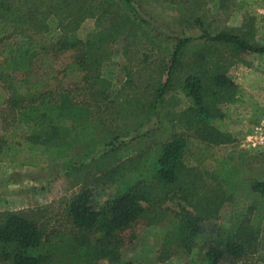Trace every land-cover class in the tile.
<instances>
[{
	"label": "rangeland",
	"instance_id": "374dc122",
	"mask_svg": "<svg viewBox=\"0 0 264 264\" xmlns=\"http://www.w3.org/2000/svg\"><path fill=\"white\" fill-rule=\"evenodd\" d=\"M7 1L21 23L5 31L12 37L2 42L3 55L24 35L36 36L39 48L58 38L51 0ZM55 1L77 19L74 36L99 64L82 71L85 84L76 86L71 65L80 52L38 51L32 58L36 77L52 89H71L73 103L85 107L83 118L63 123L74 134L67 151L57 153L55 142L31 154L25 143L31 126L0 122L7 143H22L15 162L0 160V185L12 181L15 170L24 176L16 189L0 192V213L19 211L48 223L33 255L40 253L42 264H208L211 245L235 240L250 248L233 264H264V198L252 190L264 183V145L249 142L264 116V54L205 36L233 35L264 47V0H129L134 11L125 0ZM113 33L116 38H108ZM64 70L69 77L61 82ZM189 75L202 79L208 117L186 95ZM219 75L230 84L213 87ZM9 85L0 79V112L18 84ZM174 138L186 141L185 170L179 185L168 187L156 178V163L162 145ZM33 157L34 166L18 162ZM82 188L92 189L98 211L134 192L143 214L102 244L73 240L64 208ZM184 213L195 218L187 231L180 225Z\"/></svg>",
	"mask_w": 264,
	"mask_h": 264
},
{
	"label": "trees",
	"instance_id": "16d2710c",
	"mask_svg": "<svg viewBox=\"0 0 264 264\" xmlns=\"http://www.w3.org/2000/svg\"><path fill=\"white\" fill-rule=\"evenodd\" d=\"M52 1L51 20L61 33L58 38L51 40L49 47L39 48V40L36 39V36L30 34L24 35L26 40L20 45H8L6 55L0 52V79L2 78L4 83L8 82L11 87L15 83L18 84L11 97L7 99L5 109L0 112V122L2 126L5 125L7 127L13 124L31 126L32 132L25 142L29 146L31 154L36 153L39 149L38 146H45V151H48L51 149V143L55 142L54 147L57 153L67 151L72 146L74 134L72 129H66L63 123L67 121L75 122L83 118L80 116L85 111L84 106L73 103L71 89H52L43 77H36L33 74L30 66H32L34 55L38 51H52L54 54H64L72 50L80 52L71 65L78 71V75L70 81L76 86L85 84L83 81L84 77L81 75L82 71L90 69L92 65L99 64V61L85 56L87 45L76 40L74 36V31L78 28L77 19L71 18V13L67 14L68 12L65 10L62 11L54 6L53 3L55 5L58 3L55 0L54 2ZM125 1L126 7L128 6V9L134 11V8L129 4V0ZM63 4L68 6L74 3H68L64 0ZM14 12H16L15 9L12 8L7 0H0V46L4 40L12 37V35H7L5 31L13 27L15 23H21L19 22V17L12 18ZM39 14L43 16L42 13ZM49 27L51 28L50 25ZM207 34L205 32V36H207V39L209 37L211 41L232 44L244 50L264 54V47H252L238 36L218 34L215 37H210ZM116 36L113 33L108 38L114 39ZM202 36L204 35L200 37ZM100 38L104 40V38L107 39V36L101 35ZM185 44L186 40L177 44L169 72L174 66L178 52ZM62 74L64 76L62 75L63 79H61V82L69 77L67 70H64ZM18 75L20 76L19 80H22H20V84L16 81ZM212 79L213 87L217 86L219 88L230 84L221 75L217 79L216 76L212 77ZM7 88L10 90L8 85ZM184 89L187 97L192 99L194 104L199 107V110L203 112L202 115L208 117V111L202 107L203 92L205 90L202 79L196 75L187 76L184 80ZM4 112L7 113L3 115ZM6 130L4 129V131ZM219 135L215 134L214 139H217ZM5 138V134H0V160L6 161L11 158L9 161L15 162V159L19 158L18 155L22 152V143L10 144L6 142ZM185 147L186 141L182 138H174L161 147L160 156L156 163V178L168 187H176L180 183L181 171L185 170L182 164ZM93 154L86 158L85 162L91 160ZM30 160H34V157L33 159L27 158L18 162H21V164L29 162L27 165L34 166V161ZM252 190L264 198V183L255 184L252 186ZM93 194L92 189L82 188L65 205V224L70 228V232L73 234L70 238L73 240L84 236L94 245L102 244V241L108 240L116 232L135 225L143 214L142 207L134 192L123 194L110 201L102 211L94 208ZM192 219L195 218L189 213L182 215L180 225H185L184 231L188 230L186 228L187 223L192 221ZM47 224V222L38 224L22 213H0V264H42L41 262L44 258L40 253L33 255V251L42 244L45 235L44 229ZM46 236H48L47 233ZM91 239L95 240L94 243ZM249 248L250 246L247 247L235 240L213 244L207 250L208 264H219L220 262L238 263L249 253Z\"/></svg>",
	"mask_w": 264,
	"mask_h": 264
},
{
	"label": "built area",
	"instance_id": "2783aa9c",
	"mask_svg": "<svg viewBox=\"0 0 264 264\" xmlns=\"http://www.w3.org/2000/svg\"><path fill=\"white\" fill-rule=\"evenodd\" d=\"M250 137V144L252 147H260L264 145V116L260 122L254 127Z\"/></svg>",
	"mask_w": 264,
	"mask_h": 264
},
{
	"label": "crops",
	"instance_id": "0c3cea01",
	"mask_svg": "<svg viewBox=\"0 0 264 264\" xmlns=\"http://www.w3.org/2000/svg\"><path fill=\"white\" fill-rule=\"evenodd\" d=\"M14 172H16L18 174L16 175V173H12L13 174V175H11V177L13 178L12 181L7 180L2 185H0V192L2 191V193H5V192L13 191L14 189H16L15 187L18 184V182L23 181V179H24L23 178L24 176L22 175L23 172H20V171L18 172L17 170H15ZM0 183H1V181H0ZM13 196H15V195H13ZM11 213H18L19 214L20 212L19 211H11Z\"/></svg>",
	"mask_w": 264,
	"mask_h": 264
}]
</instances>
